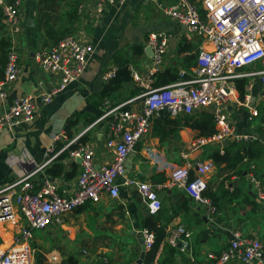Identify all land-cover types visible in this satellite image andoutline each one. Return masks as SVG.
Returning a JSON list of instances; mask_svg holds the SVG:
<instances>
[{"label": "crops", "instance_id": "crops-1", "mask_svg": "<svg viewBox=\"0 0 264 264\" xmlns=\"http://www.w3.org/2000/svg\"><path fill=\"white\" fill-rule=\"evenodd\" d=\"M58 1L62 3L58 11L44 12L38 11V0H23L20 76L11 85L7 98L0 100V113L10 106L14 97L40 95L56 85L59 76L45 72L36 58L38 54L47 52L55 44V39L71 31L83 40L91 41L95 50L88 67L76 82L54 95L49 103L38 100L32 121L22 123L12 130L0 131V189L34 171L33 177L36 181L41 182L45 177L54 179L60 193L72 194L77 188V175L82 166L77 161L78 158L73 159L70 156L69 149L77 147L82 137H86L85 142L95 147L98 164L110 161L105 146L110 125L108 119H98L107 102H124L142 92V88L131 75L130 67L147 71L152 66L153 53L147 46V38L151 32L166 31L169 40L168 53L155 73V85L160 72L166 69L177 72L188 70L196 64L200 46L211 47L208 42L197 37H187L185 27L165 16L157 7L158 3L169 4L175 0H127L121 6H107L101 13L95 10L98 0H78L79 9L75 19L69 15L71 0ZM42 16L45 23L38 25V18L41 19ZM8 37L1 19L0 39L8 40ZM185 46L187 48L183 50ZM2 52L0 42V79L4 76L5 66L1 59ZM123 60H128L131 81L112 94L102 96V91L109 83L104 78V73L120 67ZM255 66L257 65L244 67L243 70L250 71ZM238 79H245V97L241 98L237 79L234 80L236 90L227 104L229 120L236 133H253L258 138L249 141L232 138L223 143H208L185 158L182 153L189 144L204 135L190 126H182L175 132L163 124L157 128L156 116L150 131L127 160L130 164L128 176L159 185H168L172 180L175 175L172 168L175 161L181 160L180 154L186 160L185 165L198 159L212 160L214 167L205 177L208 183L206 191L211 194V197H207L216 206L215 213L210 216L208 206L192 199L182 188L162 186L157 189L162 208L152 215L147 212L134 187L122 186L117 198L104 194L100 202H90L75 209L65 217V226L61 228L71 230L77 220L76 225L81 229L85 228L91 236L96 237L97 234L102 239L116 240L117 243L109 249L111 254L108 257L120 264L137 263L141 254L140 229L145 227L146 218L149 216L154 217L151 226L165 232L151 264H214L215 257L229 244L234 233L263 238L264 203L258 197V191H264V140L260 138L262 121L260 117L250 119L249 106L264 110V82L258 75ZM247 99L248 105H245ZM139 105L140 100L137 99L127 106ZM202 113L212 114V111L204 109L192 116L198 117ZM215 128L218 129L216 122ZM63 134L66 138L61 137L55 143L56 153L73 139L77 140L62 151L63 156L58 155L44 165L46 151L52 145L54 136ZM160 142L163 143L162 146ZM250 142H256L261 148L255 146L254 156H244L235 166L229 162L216 163L211 157L213 147H217L224 154L231 144ZM146 154L155 155L154 161L146 157ZM144 157L148 161H144ZM155 161L163 162L164 166L157 165ZM57 164L60 166L54 167ZM58 168L59 173H56ZM252 175L255 176L257 184L252 180ZM158 177L165 180L158 182ZM178 224L185 225L192 232V249L188 253L171 247L165 240L169 229ZM5 228L7 230L2 235L6 237L7 234V239H10L12 231L8 226ZM127 239L132 242L125 250L123 241ZM145 257L141 264H146Z\"/></svg>", "mask_w": 264, "mask_h": 264}, {"label": "built area", "instance_id": "built-area-1", "mask_svg": "<svg viewBox=\"0 0 264 264\" xmlns=\"http://www.w3.org/2000/svg\"><path fill=\"white\" fill-rule=\"evenodd\" d=\"M127 0H98L95 10L101 13L107 6L124 5ZM23 0H0L2 21L8 32V53L4 66V76L0 79V100L7 98L11 85L20 76V35L22 32ZM157 7L171 20L185 27L187 37H197L208 42L211 47L200 46L196 64L178 72V79L155 85V73L163 64L168 53L166 31H153L147 38L151 49L152 66L139 70L131 66V75L142 88V92L120 103L107 102L98 119H108L109 136L105 146L110 161L98 164L95 147L88 142H80L69 149L70 156L81 159L82 169L77 175V188L72 194L59 192L58 183L45 177L38 182L34 171L26 173L17 181L0 189V264H34L32 241L37 230L49 227H64L65 217L87 203H98L104 194L119 197L122 186L134 187L149 214H156L162 208V200L157 192L162 186H178L199 203L208 206L210 216L216 206L204 196L208 189L206 174L214 167L212 160L189 161L179 168L168 185L153 184L127 175V160L136 151L137 145L151 129L153 118L166 111L170 117L192 116L209 109L215 118L217 131L193 140L185 158L208 143H223L229 139L249 141L258 138L253 133H236L229 120L227 104L232 100L236 87L234 80L250 75H258L264 82V0H175L169 4L158 3ZM95 47L72 32L56 42L37 60L43 70L58 75V82L48 92L40 95L27 94L13 98L10 106L0 113V131L12 130L22 123L33 120L38 100L51 102L54 95L65 90L83 74ZM260 63V65H258ZM255 66L244 71V67ZM117 67L104 73L109 81ZM140 105L128 107L133 100ZM249 99L244 103L248 105ZM127 106V107H126ZM250 119L260 117L262 129L260 138L264 140V110L249 106ZM66 135H55L52 145L46 151L45 164L70 146L69 142L56 153L55 143ZM193 171V178L190 172ZM252 180L257 184L255 176ZM36 185L39 187L36 188ZM264 203V191H258ZM10 227L12 234L8 243L2 235ZM146 251L153 249L156 235L145 226L140 229ZM192 232L183 224L169 229L166 242L183 253L192 249ZM59 259V255L52 254ZM102 264H118L103 259ZM264 264V237L242 236L234 233L229 244L215 257L214 264Z\"/></svg>", "mask_w": 264, "mask_h": 264}, {"label": "trees", "instance_id": "trees-1", "mask_svg": "<svg viewBox=\"0 0 264 264\" xmlns=\"http://www.w3.org/2000/svg\"><path fill=\"white\" fill-rule=\"evenodd\" d=\"M72 4H70V11L71 13L69 15H72V18L75 19L77 17L76 11L79 9V3L78 0H71ZM68 4V3H66ZM62 7V3L58 0H38V11H58ZM2 19V14L0 12V21ZM44 22V16H42L41 19L38 18V25L43 24ZM45 23V22H44ZM72 33L67 32L63 34V36L55 39V43L58 42L60 39L65 37L67 34ZM1 42V48H3L2 57L1 59L6 63L7 60V53H8V47H9V41L5 38L0 39ZM141 47V46H140ZM142 48V47H141ZM139 48V49H141ZM187 46L183 47L182 49H186ZM142 51V50H141ZM128 60H123L120 67H117L116 73L111 79L109 80V83L106 85L104 90L102 91V96H107L112 94L113 92L117 91L118 88L123 86L125 83H128L131 81L130 71L128 69ZM178 79V72L176 70L171 71L170 69L163 70L159 73V76L157 78L156 85H162L168 82H173ZM237 86L240 93L241 98L244 99L245 97V79H237ZM156 126L159 128L161 124L164 125V127H170L172 129V132H175L178 130V128H181L182 126H190L195 129H198L201 131V134L204 136H209L214 134L217 130L215 128V120L214 116L209 113H202L198 117L193 116H186L183 118H171L169 114L166 111H163L160 113V115L156 119ZM86 137H82L80 142H85ZM258 142V141H256ZM256 142H250V143H240V144H231L230 147H227V150L224 154H221L217 147H213L211 157L214 159L216 163H222V162H229L232 163V166H235L236 163H238L244 156H247L250 154V156H254L255 153V146H257L259 149L261 146L257 144ZM259 143V142H258ZM76 146H73L75 148ZM63 152L60 155H62ZM63 156V155H62ZM60 166L59 164L55 165ZM58 168L56 170V173H59ZM190 178H193V171L190 172ZM165 178L158 177V182H163ZM204 196L211 197V194H208L207 191L204 192ZM154 219L153 216H149L146 218V225L151 230L155 232L156 240L155 245L153 249L148 251L146 253V264H151V261L153 260L155 256V250L160 245V242L163 240L165 236V232L161 229H156L151 226V220ZM63 264H80L79 259L73 255L70 254L64 259Z\"/></svg>", "mask_w": 264, "mask_h": 264}, {"label": "rangeland", "instance_id": "rangeland-1", "mask_svg": "<svg viewBox=\"0 0 264 264\" xmlns=\"http://www.w3.org/2000/svg\"><path fill=\"white\" fill-rule=\"evenodd\" d=\"M161 142H164V140ZM161 142L160 144L162 146L163 143ZM146 155V157H150L149 159L154 161L155 155ZM179 156L181 160L175 161V165L172 168L173 171H177L179 168L185 166L186 160L182 158L181 154ZM146 157H144V161H148ZM155 163L161 167L164 166L163 162L159 163L155 161ZM76 224L77 220L74 222V228L72 227L71 230H64L60 227H49L43 231L37 230L34 240L31 243L33 246L34 264H63L64 259L70 254L75 255L79 259L80 264H101L104 261L99 260L105 258L113 262L108 255L110 256L111 254L109 249L117 243L116 240L102 239V237H97V234L96 237H93L85 228L81 229ZM75 225L78 227L77 230ZM5 236L4 242L8 243L10 240L7 239L9 235L6 234ZM131 239L133 241V237ZM132 241L130 239L123 241L125 250L128 249V245ZM53 253L59 255L58 260L52 258ZM95 257L97 258L95 259ZM118 264L120 263L118 262Z\"/></svg>", "mask_w": 264, "mask_h": 264}, {"label": "water", "instance_id": "water-1", "mask_svg": "<svg viewBox=\"0 0 264 264\" xmlns=\"http://www.w3.org/2000/svg\"><path fill=\"white\" fill-rule=\"evenodd\" d=\"M30 22V21H29ZM32 23V22H31ZM149 51V50H148ZM77 161L81 162V159H77ZM127 167L130 166L129 162H127ZM140 236H141V233H140ZM139 243H140V248H141V254H140V258L138 259L137 263L136 264H141L142 263V260L144 259L145 255H146V250L143 246V239H142V236L140 237L139 239Z\"/></svg>", "mask_w": 264, "mask_h": 264}]
</instances>
